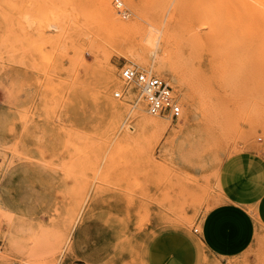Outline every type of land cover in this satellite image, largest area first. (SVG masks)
<instances>
[{"label":"rangeland","instance_id":"obj_1","mask_svg":"<svg viewBox=\"0 0 264 264\" xmlns=\"http://www.w3.org/2000/svg\"><path fill=\"white\" fill-rule=\"evenodd\" d=\"M99 1L0 0V264H264L263 239L221 260L193 231L221 162L264 154V0H110L126 30ZM123 64L167 81L180 119L148 114Z\"/></svg>","mask_w":264,"mask_h":264},{"label":"crops","instance_id":"obj_2","mask_svg":"<svg viewBox=\"0 0 264 264\" xmlns=\"http://www.w3.org/2000/svg\"><path fill=\"white\" fill-rule=\"evenodd\" d=\"M216 191V200L201 213L194 233L209 257L226 260L264 240V154L238 152L225 158L218 169ZM184 238L189 237L178 242ZM72 252L77 250L71 249L66 263L73 264ZM82 255L81 264H100L87 250ZM144 256L145 264H155L147 253Z\"/></svg>","mask_w":264,"mask_h":264},{"label":"built area","instance_id":"obj_3","mask_svg":"<svg viewBox=\"0 0 264 264\" xmlns=\"http://www.w3.org/2000/svg\"><path fill=\"white\" fill-rule=\"evenodd\" d=\"M115 4L121 7L122 2L115 0ZM119 74L126 85L136 88L148 114L170 120L180 119L181 105L167 81L134 64L121 65ZM113 95L121 97L122 92L115 90ZM193 231L196 232L197 227H194Z\"/></svg>","mask_w":264,"mask_h":264},{"label":"bare ground","instance_id":"obj_4","mask_svg":"<svg viewBox=\"0 0 264 264\" xmlns=\"http://www.w3.org/2000/svg\"><path fill=\"white\" fill-rule=\"evenodd\" d=\"M219 2H220V0H219ZM99 5H100V8H101V10H102V12H103V14H104V16H105V19L108 21L107 22V24L108 23H110V27H111V25H113L116 29H118V30H126V29H129V28H131L132 26H134V25H132V23H130L129 21H123V20H121L120 18H117L116 17V14H115V11H114V9L112 8V6L110 5V0H100L99 1ZM215 5V4H214ZM222 5V4H221ZM215 7V6H214ZM220 7V6H219ZM217 9V8H216ZM124 14V13H123ZM218 18V17H217ZM224 18V17H223ZM226 19V18H225ZM105 20V21H106ZM217 23V22H216ZM218 24V23H217ZM213 26V25H212ZM158 29V31L160 30L159 28H157ZM157 29H156V31H157ZM148 31L150 32V31H152V30H150V29H148ZM160 32V31H159ZM159 32H157L156 34H157V36H156V34L154 35V37L156 36V38H155V42L153 41V43H152V38L154 39V37L152 36L150 39L148 38V43H152V45H155V46H160V45H162V46H164L165 45V40H162V36H160L161 37V39L158 37L159 35H161V33L160 34H158ZM150 37V36H149ZM150 40V41H149ZM140 43V42H139ZM202 43V42H201ZM204 43V42H203ZM205 44H206V41H205ZM128 46H130V45H128ZM161 47V46H160ZM193 47V46H192ZM175 48V47H174ZM196 48V47H195ZM172 50V49H171ZM172 51H174V49L172 50ZM188 53V52H187ZM196 55V54H195ZM194 56V55H193ZM169 58V57H168ZM175 58H177V57H175ZM184 58V57H183ZM190 58V57H189ZM170 59V58H169ZM178 59H180V58H178ZM176 60V59H175ZM144 61V60H143ZM152 61V60H151ZM165 61V60H164ZM163 60H160V59H156V60H154L153 62H152V64H151V67H153V68H155L156 69V73H158V71H162V69L164 68V66H165V62H164ZM187 61H189V59L187 60ZM148 64V63H147ZM147 66V65H146ZM169 66V65H168ZM106 83H107V85H112V84H114V83H116V81L114 80V77L112 76V75H107V77H106ZM129 90H130V88H129ZM135 114L136 115H138V120H139V123L140 124H150V125H152V126H154V127H156V128H160V130H165V125L164 124H160L159 123V121L158 120H156V119H154V118H150V117H148V116H146V115H143V114H141L140 113V111L138 110V109H136L135 110Z\"/></svg>","mask_w":264,"mask_h":264}]
</instances>
